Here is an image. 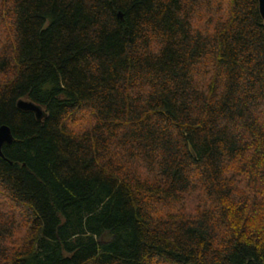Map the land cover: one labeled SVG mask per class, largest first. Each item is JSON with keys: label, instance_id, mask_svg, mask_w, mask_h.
<instances>
[{"label": "trees", "instance_id": "1", "mask_svg": "<svg viewBox=\"0 0 264 264\" xmlns=\"http://www.w3.org/2000/svg\"><path fill=\"white\" fill-rule=\"evenodd\" d=\"M3 126L0 264H264L258 0H0Z\"/></svg>", "mask_w": 264, "mask_h": 264}, {"label": "water", "instance_id": "2", "mask_svg": "<svg viewBox=\"0 0 264 264\" xmlns=\"http://www.w3.org/2000/svg\"><path fill=\"white\" fill-rule=\"evenodd\" d=\"M260 4V12L262 15V18L264 20V0H258ZM122 18V15H120ZM18 107L25 112H33L36 114L38 120L42 121L46 117V113L44 110L36 105L33 102H28L21 100L18 103ZM14 142V137L12 134V130L8 126H3L0 128V157H4L3 155V147L8 144L11 145Z\"/></svg>", "mask_w": 264, "mask_h": 264}, {"label": "rangeland", "instance_id": "3", "mask_svg": "<svg viewBox=\"0 0 264 264\" xmlns=\"http://www.w3.org/2000/svg\"><path fill=\"white\" fill-rule=\"evenodd\" d=\"M3 37H4V33H2Z\"/></svg>", "mask_w": 264, "mask_h": 264}]
</instances>
